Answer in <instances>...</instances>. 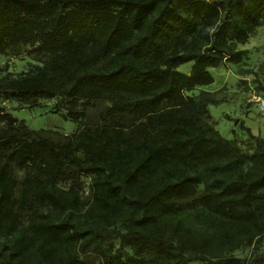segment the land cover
I'll list each match as a JSON object with an SVG mask.
<instances>
[{
  "label": "trees",
  "instance_id": "obj_1",
  "mask_svg": "<svg viewBox=\"0 0 264 264\" xmlns=\"http://www.w3.org/2000/svg\"><path fill=\"white\" fill-rule=\"evenodd\" d=\"M263 18L264 0H0V56L41 63L0 99L78 123L54 139L0 108V264H264V139L239 120L244 150L212 92L186 94Z\"/></svg>",
  "mask_w": 264,
  "mask_h": 264
},
{
  "label": "rangeland",
  "instance_id": "obj_2",
  "mask_svg": "<svg viewBox=\"0 0 264 264\" xmlns=\"http://www.w3.org/2000/svg\"><path fill=\"white\" fill-rule=\"evenodd\" d=\"M28 48V46L20 47L1 55L0 76L6 73L17 76L40 66V61L29 53ZM237 48L246 51L239 63L225 62L212 69L213 83L187 91L186 94L197 95L202 89L212 92L220 103L209 105L211 114L209 122L221 135L234 140L244 150L252 151L253 140L237 126V122L242 120L254 134L261 135L264 139V108L261 107L264 102V92L258 87V85L264 86V18L262 25L256 28L244 44H238ZM190 65L191 63H185L179 67V70L186 72ZM37 102L39 106L32 107L15 99H0V108L4 107L28 127L46 131L54 139L77 129V122L69 119L63 109L57 110L56 99H39ZM91 112H94V109ZM11 171L18 181L22 179L23 169L12 167ZM84 181L86 185V179ZM261 241L258 254H264V236ZM251 252L252 248L246 247L236 250L235 254L247 256ZM91 260V264H98L97 259L92 257Z\"/></svg>",
  "mask_w": 264,
  "mask_h": 264
},
{
  "label": "built area",
  "instance_id": "obj_3",
  "mask_svg": "<svg viewBox=\"0 0 264 264\" xmlns=\"http://www.w3.org/2000/svg\"><path fill=\"white\" fill-rule=\"evenodd\" d=\"M262 108H264V102H263V104H262V106H261Z\"/></svg>",
  "mask_w": 264,
  "mask_h": 264
},
{
  "label": "crops",
  "instance_id": "obj_4",
  "mask_svg": "<svg viewBox=\"0 0 264 264\" xmlns=\"http://www.w3.org/2000/svg\"><path fill=\"white\" fill-rule=\"evenodd\" d=\"M207 86V85H206ZM206 86H203V87H206Z\"/></svg>",
  "mask_w": 264,
  "mask_h": 264
}]
</instances>
